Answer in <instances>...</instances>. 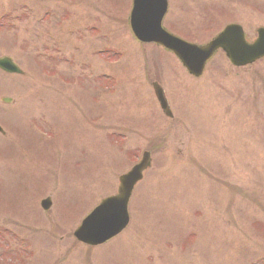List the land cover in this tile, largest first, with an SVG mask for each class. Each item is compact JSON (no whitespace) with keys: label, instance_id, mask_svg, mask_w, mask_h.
Wrapping results in <instances>:
<instances>
[{"label":"rangeland","instance_id":"rangeland-1","mask_svg":"<svg viewBox=\"0 0 264 264\" xmlns=\"http://www.w3.org/2000/svg\"><path fill=\"white\" fill-rule=\"evenodd\" d=\"M131 1L0 0L20 18L0 26V56L25 72L0 71V264H264V60L237 68L220 52L194 78L135 39ZM231 21L254 38L264 0H169L164 25L204 42ZM145 150L128 228L77 242Z\"/></svg>","mask_w":264,"mask_h":264},{"label":"water","instance_id":"water-1","mask_svg":"<svg viewBox=\"0 0 264 264\" xmlns=\"http://www.w3.org/2000/svg\"><path fill=\"white\" fill-rule=\"evenodd\" d=\"M167 11V0H133L130 14V24L134 35L142 42H154L172 51L188 69L201 76L206 62L214 52L223 46L232 62L245 64L264 55V31L254 44L243 41L240 27L233 26L239 34L234 40H224V35L216 37L205 45H196L169 33L162 27V20ZM240 35V36H239ZM0 68L7 72L22 73L11 57H0ZM155 95L161 108L167 115H172L163 88L153 84ZM6 101H9L6 99ZM151 166L149 152L143 154L140 162L128 173L119 178L118 194L110 196L87 215L74 235L88 244H100L121 232L129 222L128 201L135 184L143 178L144 172ZM45 209L50 206V200L42 203Z\"/></svg>","mask_w":264,"mask_h":264}]
</instances>
